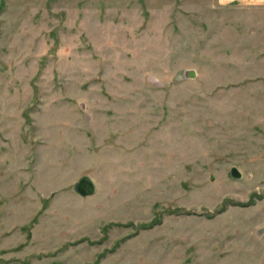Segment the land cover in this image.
<instances>
[{
	"label": "rangeland",
	"instance_id": "rangeland-1",
	"mask_svg": "<svg viewBox=\"0 0 264 264\" xmlns=\"http://www.w3.org/2000/svg\"><path fill=\"white\" fill-rule=\"evenodd\" d=\"M0 264H264V8L0 0Z\"/></svg>",
	"mask_w": 264,
	"mask_h": 264
},
{
	"label": "water",
	"instance_id": "water-1",
	"mask_svg": "<svg viewBox=\"0 0 264 264\" xmlns=\"http://www.w3.org/2000/svg\"><path fill=\"white\" fill-rule=\"evenodd\" d=\"M234 178H240L241 172L237 167L231 169ZM74 190L83 197L93 195L97 192L96 182L91 174L82 175L74 185Z\"/></svg>",
	"mask_w": 264,
	"mask_h": 264
},
{
	"label": "crops",
	"instance_id": "crops-1",
	"mask_svg": "<svg viewBox=\"0 0 264 264\" xmlns=\"http://www.w3.org/2000/svg\"><path fill=\"white\" fill-rule=\"evenodd\" d=\"M221 5L241 4L243 7L264 8V0H218Z\"/></svg>",
	"mask_w": 264,
	"mask_h": 264
}]
</instances>
